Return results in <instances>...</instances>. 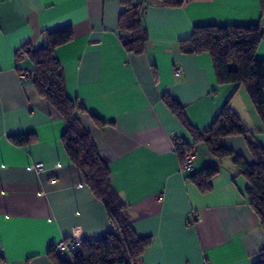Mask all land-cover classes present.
I'll return each instance as SVG.
<instances>
[{"label":"crops","instance_id":"obj_1","mask_svg":"<svg viewBox=\"0 0 264 264\" xmlns=\"http://www.w3.org/2000/svg\"><path fill=\"white\" fill-rule=\"evenodd\" d=\"M134 1L145 6L141 55L126 52L118 38L121 0H0V264H53L47 250L57 241L74 234L93 240L110 230L103 205L61 145L64 120L31 81L18 79V67L31 64L17 62L16 51L67 25L73 38L55 49L65 90L84 109L79 119L109 163L132 228L150 239L142 264H253L264 248L245 177L230 158L219 161L198 143L192 173L220 167L211 190L201 193L181 170L171 138L192 139L162 101L169 94L184 105L199 130L228 103L264 146V123L244 87L217 85L207 53L178 48L195 26H264L259 0H189L180 7ZM256 56L264 60V40ZM94 117L107 124L99 127ZM26 133L35 140L11 142ZM221 144L251 163L244 136L222 137ZM36 162L44 166L40 174L29 168Z\"/></svg>","mask_w":264,"mask_h":264},{"label":"trees","instance_id":"obj_2","mask_svg":"<svg viewBox=\"0 0 264 264\" xmlns=\"http://www.w3.org/2000/svg\"><path fill=\"white\" fill-rule=\"evenodd\" d=\"M189 0H159L166 7H180ZM122 8L118 16L117 34L123 49L128 53L141 55L148 42L144 22L143 3L134 0H121ZM264 12V0H259ZM36 47H22L24 56H16L17 62L27 59L31 67L28 81L37 93L45 98L65 122V130L60 142L69 161L77 167L82 181L93 196L103 205L110 230L93 240H83L72 250L71 257L59 254L55 244L47 250V257L53 264H142L141 255L150 245L149 238L136 234L128 218V205L114 188L109 163L99 151L93 137L82 125L79 115L84 111L77 100L71 99L65 90L63 72L55 55V49L73 38L72 27L67 25L54 31H43ZM264 40L262 24L233 26H195L189 37L178 43L184 54L207 53L212 61L217 85L237 83L244 87L247 95L264 123V60L256 56V50ZM21 68L18 67V71ZM211 93L216 92L213 87ZM162 101L179 121L192 139V143L179 138L181 146L175 148L181 165L184 154L198 143H203L210 155L217 160L230 158L237 168V174L247 180L244 194L251 211L264 232V146L253 135L240 116L226 103L220 109L211 125L199 130L191 121L186 107L169 94ZM99 127L107 123L94 117ZM242 135L251 156V163L240 154L224 147L221 138ZM13 144L23 146L35 140L32 133L13 135ZM220 170L212 165L192 173L187 179L195 184L201 193L211 190V179ZM4 260L0 251V262ZM253 264H264V248Z\"/></svg>","mask_w":264,"mask_h":264},{"label":"built area","instance_id":"obj_3","mask_svg":"<svg viewBox=\"0 0 264 264\" xmlns=\"http://www.w3.org/2000/svg\"><path fill=\"white\" fill-rule=\"evenodd\" d=\"M16 56H24L23 49H18L16 51ZM180 72V70H178ZM18 79L20 82L28 81V74L29 71L27 69L21 68L18 72ZM172 143L174 148L181 146V142L176 135L172 136ZM194 158V150L191 149L186 151L184 154L185 162L181 165V170L184 172H191L193 170L192 167V160ZM56 167H59V164H55ZM31 170H33L36 174H40L44 171V166L41 162L33 163L29 166ZM85 240L83 237L79 236L78 234H74L69 238H63L55 243V248L59 254H61L65 258L71 257L72 250L76 249L80 243Z\"/></svg>","mask_w":264,"mask_h":264}]
</instances>
